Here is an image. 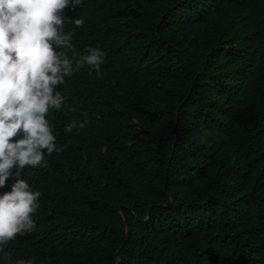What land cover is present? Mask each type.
I'll return each instance as SVG.
<instances>
[{"label": "trees", "instance_id": "16d2710c", "mask_svg": "<svg viewBox=\"0 0 264 264\" xmlns=\"http://www.w3.org/2000/svg\"><path fill=\"white\" fill-rule=\"evenodd\" d=\"M82 1L63 30L102 78L57 86L69 146L18 177L48 219L0 264H264V0Z\"/></svg>", "mask_w": 264, "mask_h": 264}, {"label": "clouds", "instance_id": "9594fccd", "mask_svg": "<svg viewBox=\"0 0 264 264\" xmlns=\"http://www.w3.org/2000/svg\"><path fill=\"white\" fill-rule=\"evenodd\" d=\"M81 1L0 0V189L13 180L11 190L0 193V252L18 235L47 222V215L38 214L41 192L18 177L26 166L47 168L45 156L69 146L57 144L54 126L46 119L50 109L59 111L66 103L57 86L83 66L102 78L107 53L91 46L83 53L74 52L71 40L75 33L63 30L66 21L77 27L84 24L83 19L69 18ZM89 122L73 120L65 132L82 129ZM250 217L257 220L258 215ZM228 224L236 226L233 219ZM15 264H33V258Z\"/></svg>", "mask_w": 264, "mask_h": 264}, {"label": "bare ground", "instance_id": "6f19581e", "mask_svg": "<svg viewBox=\"0 0 264 264\" xmlns=\"http://www.w3.org/2000/svg\"><path fill=\"white\" fill-rule=\"evenodd\" d=\"M43 226H44V225H43L42 223H37V224H36V228H37V229H40V228H42ZM18 239H19V238H18V236H17L15 239L9 241L8 244H7V246H8L9 244H13V243H15Z\"/></svg>", "mask_w": 264, "mask_h": 264}, {"label": "rangeland", "instance_id": "374dc122", "mask_svg": "<svg viewBox=\"0 0 264 264\" xmlns=\"http://www.w3.org/2000/svg\"><path fill=\"white\" fill-rule=\"evenodd\" d=\"M32 218L34 219L35 218V213L32 214ZM35 233V229L32 230L31 232L29 233H25L23 235H21L22 237H29V236H32L33 234Z\"/></svg>", "mask_w": 264, "mask_h": 264}]
</instances>
